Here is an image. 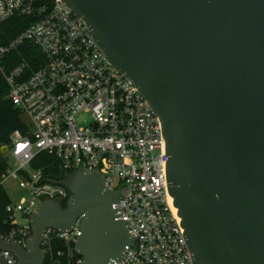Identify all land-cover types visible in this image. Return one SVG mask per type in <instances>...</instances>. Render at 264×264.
<instances>
[{
  "label": "water",
  "instance_id": "1",
  "mask_svg": "<svg viewBox=\"0 0 264 264\" xmlns=\"http://www.w3.org/2000/svg\"><path fill=\"white\" fill-rule=\"evenodd\" d=\"M61 1L160 120L192 264H264V0ZM104 180L97 169L67 176L66 207L41 202L25 248L0 239V250L44 264L45 230L69 232L84 215L81 264H115L135 238L120 218V188Z\"/></svg>",
  "mask_w": 264,
  "mask_h": 264
},
{
  "label": "built area",
  "instance_id": "2",
  "mask_svg": "<svg viewBox=\"0 0 264 264\" xmlns=\"http://www.w3.org/2000/svg\"><path fill=\"white\" fill-rule=\"evenodd\" d=\"M12 18L27 25L0 46V74L23 128L9 137L1 185L13 180L27 196L6 207L12 229L0 239L25 248L36 207L46 200L66 207L70 193L59 185L64 179L31 168L38 154L47 153L66 178L81 168L97 169L105 189L120 188V218L135 240L115 264H192L168 192L160 120L146 99L61 0H0V28ZM21 48L28 59L16 61ZM83 216L69 232L45 230L44 264H81L74 245ZM0 257L18 264L9 252L0 250Z\"/></svg>",
  "mask_w": 264,
  "mask_h": 264
},
{
  "label": "trees",
  "instance_id": "3",
  "mask_svg": "<svg viewBox=\"0 0 264 264\" xmlns=\"http://www.w3.org/2000/svg\"><path fill=\"white\" fill-rule=\"evenodd\" d=\"M27 25V20L23 18H12L5 22L0 28V46L6 44L10 39L20 34ZM25 47L37 49L28 46ZM21 57L28 59L27 54L20 49L19 55H16V61L21 60ZM8 87L4 78L0 74V236H6L12 226L9 221V214L6 212V207L11 203L12 199L9 197L4 186L1 185L2 176L6 173L8 164L5 162V155L2 151L7 148L9 143V137L12 132L21 130L23 128V122L20 114L12 107L7 100ZM31 168L34 170L43 169L44 174L48 177L60 179H66V176L62 174L57 166L55 158L47 153L38 154L33 162ZM65 208V205H61ZM60 245H57L55 249H59ZM45 264H49L47 261Z\"/></svg>",
  "mask_w": 264,
  "mask_h": 264
},
{
  "label": "rangeland",
  "instance_id": "4",
  "mask_svg": "<svg viewBox=\"0 0 264 264\" xmlns=\"http://www.w3.org/2000/svg\"><path fill=\"white\" fill-rule=\"evenodd\" d=\"M2 154L5 155L6 154V150L4 149L2 151ZM12 165V161H10V164ZM4 188L6 190V192L8 193L9 197L13 200L18 202L21 198H24L27 196V193L20 189L17 182L13 181V180H8L5 184H4Z\"/></svg>",
  "mask_w": 264,
  "mask_h": 264
}]
</instances>
